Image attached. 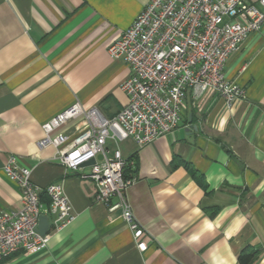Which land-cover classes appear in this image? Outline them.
<instances>
[{"label": "crops", "instance_id": "0c3cea01", "mask_svg": "<svg viewBox=\"0 0 264 264\" xmlns=\"http://www.w3.org/2000/svg\"><path fill=\"white\" fill-rule=\"evenodd\" d=\"M151 0H0V214L21 207L9 156L33 170L42 189L63 184L76 219L53 232L38 254L17 252L0 264H264V26L233 54L225 74L246 91L231 106L216 93L183 102L176 132L138 147L107 142L134 161L127 199L145 228L137 249L121 211L95 201L88 173L65 169L43 125L79 103L113 119L128 104L130 68L109 55ZM256 3L259 0H249ZM83 117L53 136L76 132ZM41 200L47 206L48 196Z\"/></svg>", "mask_w": 264, "mask_h": 264}, {"label": "built area", "instance_id": "2783aa9c", "mask_svg": "<svg viewBox=\"0 0 264 264\" xmlns=\"http://www.w3.org/2000/svg\"><path fill=\"white\" fill-rule=\"evenodd\" d=\"M264 0H151L132 25L108 49L114 60L131 70L121 89L128 104L113 119L97 110L85 111L77 103L43 125L41 149L53 146L55 159L67 170L88 173L81 178L96 187L95 201L108 212L121 211L133 233L137 249L148 248L146 230L137 222L127 199L136 178L125 177L134 161L119 149L109 152L107 142L132 139L138 147L172 135L182 121L183 102L200 99L207 92L219 95L228 106L246 98V91L225 74L229 58L248 36L262 31ZM82 118L72 135L53 136L69 122ZM102 156V160L98 157ZM9 156L4 173L14 180L21 194V207L0 214V263L16 254H38L48 248L53 232L61 231L76 219L63 184L45 189L32 181L33 170ZM42 193L50 204L44 206ZM41 216L50 222L46 236L39 233Z\"/></svg>", "mask_w": 264, "mask_h": 264}, {"label": "water", "instance_id": "95a60500", "mask_svg": "<svg viewBox=\"0 0 264 264\" xmlns=\"http://www.w3.org/2000/svg\"><path fill=\"white\" fill-rule=\"evenodd\" d=\"M98 160H102V156H99L98 157ZM95 163H96L95 160H91L90 162H88L87 164H85V166L94 165ZM49 232H50V222H49V219L46 216H41L40 223H39V233L42 236H46Z\"/></svg>", "mask_w": 264, "mask_h": 264}, {"label": "trees", "instance_id": "16d2710c", "mask_svg": "<svg viewBox=\"0 0 264 264\" xmlns=\"http://www.w3.org/2000/svg\"><path fill=\"white\" fill-rule=\"evenodd\" d=\"M130 168H132V167H128L127 169H130ZM126 169V170H127ZM125 170V171H126ZM124 175H125V177H129V176H127V174L124 172ZM48 202L47 203H45L47 206L50 204V199H49V197H48ZM239 260H240V263L241 264H250V263H252L253 261H254V259H253V256H250L249 258H248V255H246V254H241L240 255V257H239Z\"/></svg>", "mask_w": 264, "mask_h": 264}]
</instances>
